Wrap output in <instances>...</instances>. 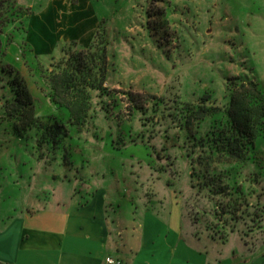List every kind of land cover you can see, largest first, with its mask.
Here are the masks:
<instances>
[{
  "label": "rangeland",
  "instance_id": "374dc122",
  "mask_svg": "<svg viewBox=\"0 0 264 264\" xmlns=\"http://www.w3.org/2000/svg\"><path fill=\"white\" fill-rule=\"evenodd\" d=\"M18 2L32 11L31 18L43 4L39 2L30 7L32 3L25 0ZM96 3L102 15L108 8L107 17L101 20L106 21L111 40L109 86L116 92L111 94L110 104L118 102L120 110L114 112L111 122L105 121L102 114L99 116L96 132L104 141L95 140L91 134L87 136L84 143L86 156L77 161L74 169L64 167L58 155L38 161L34 150L27 148L23 142L11 139L1 127L2 216L6 217L5 212H24L38 204V198L52 195V192L47 194L44 188L51 176L50 190H56L57 196L59 191L71 188L78 197L79 187L83 193V187L89 188L88 182H79H83V175H89L91 171L106 176L110 181L118 175V171L125 169L130 173L136 170L140 173L139 193L143 194L147 204L150 200L167 204L177 194L185 211V234L211 239L204 224L195 222L201 207L211 209V206L191 189L190 167L183 152L178 149L163 151L166 136L174 137L176 131H165V126H160V117L150 123L145 117L142 120L133 118L127 108L129 98L124 93L132 91L143 98L156 95L184 100L210 91L221 99L225 92V78L241 75L253 78L258 75L264 83V0H117ZM31 18L24 26L18 20L9 28L13 42L7 50L8 59L28 81L40 114H50L54 109L29 67L35 64L34 58L38 56L45 68H50V58H59L60 53L58 51L50 57L35 53L28 41L27 27ZM88 46L78 45L76 49ZM117 122H120L121 128L117 127ZM110 126L114 128L111 131ZM129 127H132L133 137L144 133L161 161L157 160L152 149L142 144L129 145L121 151L113 149L110 132L118 135L119 131ZM92 133H95L94 128ZM125 180V201L130 209L139 208L142 213L146 207L133 189L131 175ZM239 232L236 234L249 243L252 253L264 254V229L247 233L246 227L241 226ZM183 240L188 244L186 237ZM185 254L191 256L190 252L184 253L181 247L177 253L178 261ZM5 256L4 252H0L1 264H4L2 260Z\"/></svg>",
  "mask_w": 264,
  "mask_h": 264
},
{
  "label": "trees",
  "instance_id": "16d2710c",
  "mask_svg": "<svg viewBox=\"0 0 264 264\" xmlns=\"http://www.w3.org/2000/svg\"><path fill=\"white\" fill-rule=\"evenodd\" d=\"M31 17L32 11L18 0H0V128L34 150L38 161L58 155L64 167L74 169L86 156L87 136L103 140L96 132L99 116L111 122L120 110L118 102L110 104L116 90L109 86L111 40L106 21H100L88 48L77 50V43L66 44L59 49V58H50V68L38 56L34 58L29 69L54 109L40 114L28 81L8 59L7 51L13 42L9 28L18 20L24 26ZM225 80L221 99L210 91L184 100L124 93L133 118L145 117L150 123L160 117L163 125L158 124L165 131H176V136H166L163 151L183 152L191 189L211 206L201 207L195 222H202L211 240L223 245L240 233L241 226L247 233L264 229V83L258 75ZM117 127L121 128L120 122ZM131 129L124 128L118 135L110 132L113 149L142 144L161 161L144 133L133 137Z\"/></svg>",
  "mask_w": 264,
  "mask_h": 264
},
{
  "label": "crops",
  "instance_id": "0c3cea01",
  "mask_svg": "<svg viewBox=\"0 0 264 264\" xmlns=\"http://www.w3.org/2000/svg\"><path fill=\"white\" fill-rule=\"evenodd\" d=\"M99 1L117 0H25L32 3L30 7L43 2L27 27L35 53L50 57L71 42L87 47L108 14L106 7L102 15ZM129 174L146 207L142 213L125 201ZM83 176L79 183L90 186L83 187L85 193L79 187L78 197L71 188L57 196L56 190H50L51 176L44 188L52 195L38 198V204L19 214L5 212L3 217L0 211V252L6 254L2 263L108 264L106 259L113 258L122 264H264L263 252L252 253L249 243L237 234L225 245L186 235L185 211L178 195L167 204L153 200L147 204L139 193L136 170L118 171L110 181L94 171ZM181 247L191 256L185 254L178 261Z\"/></svg>",
  "mask_w": 264,
  "mask_h": 264
},
{
  "label": "built area",
  "instance_id": "2783aa9c",
  "mask_svg": "<svg viewBox=\"0 0 264 264\" xmlns=\"http://www.w3.org/2000/svg\"><path fill=\"white\" fill-rule=\"evenodd\" d=\"M106 261H107L108 264H121L120 261L115 260L113 258H107Z\"/></svg>",
  "mask_w": 264,
  "mask_h": 264
}]
</instances>
